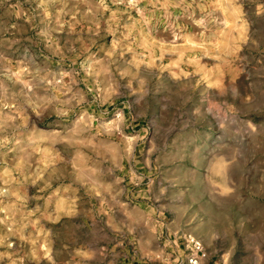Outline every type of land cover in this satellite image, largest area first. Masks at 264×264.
Masks as SVG:
<instances>
[{
	"label": "rangeland",
	"instance_id": "1",
	"mask_svg": "<svg viewBox=\"0 0 264 264\" xmlns=\"http://www.w3.org/2000/svg\"><path fill=\"white\" fill-rule=\"evenodd\" d=\"M185 236L264 264V0H0V264Z\"/></svg>",
	"mask_w": 264,
	"mask_h": 264
},
{
	"label": "built area",
	"instance_id": "2",
	"mask_svg": "<svg viewBox=\"0 0 264 264\" xmlns=\"http://www.w3.org/2000/svg\"><path fill=\"white\" fill-rule=\"evenodd\" d=\"M182 239L185 257L182 259L178 254L176 264H199L201 259L207 257V251L201 241L192 236H185ZM179 247H181V243H179Z\"/></svg>",
	"mask_w": 264,
	"mask_h": 264
},
{
	"label": "crops",
	"instance_id": "3",
	"mask_svg": "<svg viewBox=\"0 0 264 264\" xmlns=\"http://www.w3.org/2000/svg\"><path fill=\"white\" fill-rule=\"evenodd\" d=\"M178 254L181 256L182 259H184V257H185L184 249H183V252H181V253H180V250H178ZM175 259L177 260V256ZM174 264H176V262ZM199 264H223V262L222 261H215L213 257L207 255L206 258H203L200 260Z\"/></svg>",
	"mask_w": 264,
	"mask_h": 264
}]
</instances>
